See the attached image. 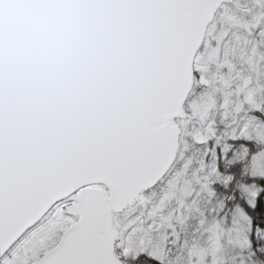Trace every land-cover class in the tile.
<instances>
[{
  "label": "snow or ice",
  "instance_id": "1",
  "mask_svg": "<svg viewBox=\"0 0 264 264\" xmlns=\"http://www.w3.org/2000/svg\"><path fill=\"white\" fill-rule=\"evenodd\" d=\"M0 264H264V0H0Z\"/></svg>",
  "mask_w": 264,
  "mask_h": 264
}]
</instances>
